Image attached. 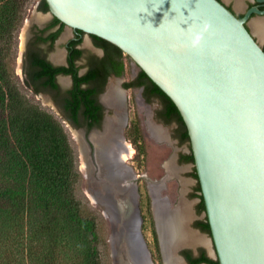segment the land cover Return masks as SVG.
Listing matches in <instances>:
<instances>
[{
  "label": "water",
  "instance_id": "water-1",
  "mask_svg": "<svg viewBox=\"0 0 264 264\" xmlns=\"http://www.w3.org/2000/svg\"><path fill=\"white\" fill-rule=\"evenodd\" d=\"M45 1L49 17L122 50L178 108L219 264H264V49L247 27L264 11L239 18L219 0Z\"/></svg>",
  "mask_w": 264,
  "mask_h": 264
},
{
  "label": "trees",
  "instance_id": "trees-1",
  "mask_svg": "<svg viewBox=\"0 0 264 264\" xmlns=\"http://www.w3.org/2000/svg\"><path fill=\"white\" fill-rule=\"evenodd\" d=\"M31 1L0 0V264H109L101 228L103 215L91 209L82 193L83 175L72 139L58 118L35 98L28 97L26 91L34 97L47 89L57 91L60 88L56 76H72V89L56 105L71 124L81 126L87 121L92 128L102 118L97 96L104 91L108 77L124 74L126 55L110 42L91 36L105 54L101 58L92 56L87 73L79 76L76 62L90 52L79 48L85 33L76 31L67 67H55L43 50L29 48L23 62L24 81L20 80L16 73L20 33ZM38 8L49 12L45 0ZM53 25L60 26L50 37L55 40L65 24L54 18ZM142 86L144 97L159 98L166 117L179 124L182 140L190 141L176 105L139 68L137 78L125 88ZM186 160L194 163L193 153ZM192 176L198 180L196 169ZM198 191L201 192L200 184ZM200 199L199 211L206 212L202 195ZM151 205L148 198L161 259ZM198 226L211 236L207 217ZM198 263L219 261L203 257Z\"/></svg>",
  "mask_w": 264,
  "mask_h": 264
},
{
  "label": "rangeland",
  "instance_id": "rangeland-1",
  "mask_svg": "<svg viewBox=\"0 0 264 264\" xmlns=\"http://www.w3.org/2000/svg\"><path fill=\"white\" fill-rule=\"evenodd\" d=\"M40 0H32L30 11L28 13V17L24 23V26L20 33V45H19V52H18V60H17V67L16 73L22 80L21 76V62L24 53V47L27 43L28 38L30 37L31 29L34 25H43L46 20L50 17L48 14L44 15L42 13L37 12V6ZM68 29L66 30L65 34L67 33ZM70 32V29H69ZM67 38V36H65ZM258 39V38H257ZM262 45H264V41L258 39ZM63 43H58V51L55 55H61L63 53ZM83 49H86L90 53H94L97 55H102L98 49H96L91 41V38L85 36L84 42L81 45ZM54 55V56H55ZM85 61L80 62V65L83 66ZM125 64V71L124 74L120 79L111 78L109 83V92L110 89L115 85H120L123 88V95H124V102L122 106H125L117 110L114 107H109L108 109V119L109 120H116L122 114H126L123 116V119L126 120V124L128 122V130L126 133L127 139L126 142L130 148V157L124 162L129 167L134 168L135 173L141 175L142 180L139 185V196H141V208L144 213L145 223L143 226V235L147 242L148 248L152 250L153 260L155 264H161L159 262V254L157 252L155 236L153 234V228L151 225L152 217L149 214L148 207H147V200L148 198L151 200L153 207V211L155 212V216L157 218V206H160V211H164V207L168 210V206L172 205L175 208L176 204H178L177 195L180 193V190L186 191L183 193L184 198L186 199V206L190 210H192V205L198 202V199L194 197V186L191 185H182L177 180L176 173L175 177L171 175L169 178H165L166 170L165 165L169 171L174 169L172 162L175 161V157L180 149L189 152L188 145L183 147L176 144L177 142H172L166 140H162V138H157L153 132L151 131L153 125L152 116L158 110L159 106L156 101L146 102L143 97V92L140 88L135 89H127L125 88V84L131 83L138 75L139 68L137 65L128 57L125 56L124 58ZM85 70V69H83ZM64 83L67 81L63 79ZM123 85V86H122ZM26 94L30 98H35V101L38 102L44 109L52 113L58 120L63 124L64 128L66 129L68 135L72 139L73 145L78 153L79 162H80V170L83 175V184H82V193L85 195L87 200L90 203L91 209L96 213L103 215L101 228L104 239L107 241V260H109V264H131V258L128 257L131 254L135 255V250L141 249L144 255H147L145 247L143 246L140 236L141 232V222L139 221L138 225L135 226V229L132 230L129 240V246L126 244H122L120 242V234L122 232L121 224L118 223L120 218L117 214L118 207H122L121 204L115 203V199L119 202L123 203V199H125L124 194H117L111 193V186L110 182H107L103 179L104 174V167L101 166L100 163L96 160L93 154V145L89 142V145L86 147L79 141L80 137L78 136L79 133L73 129L71 124L65 120L60 109L52 103V100L47 96H36L34 97L32 93L26 91ZM109 93L106 95L108 97ZM121 106V107H122ZM120 107V106H119ZM119 111V112H118ZM173 127V126H172ZM169 127L165 129V133L173 131V128ZM125 128V127H124ZM77 134H76V133ZM98 133V132H96ZM174 158V161H173ZM172 160V161H170ZM167 163V164H166ZM174 164H176L174 162ZM187 167V168H186ZM171 168V169H170ZM181 168L187 169V174H183V178L186 181L190 180L191 178L194 180L196 185V178L192 177L193 167L191 165L184 166L182 165ZM190 173V174H189ZM134 174V173H133ZM191 175V176H190ZM179 177V175L177 174ZM182 176V175H180ZM135 182V178H134ZM192 183V182H191ZM107 186H104V185ZM136 184V183H135ZM109 186V187H108ZM136 187V186H135ZM193 190V196L189 197L186 193ZM181 191V192H182ZM192 193V192H191ZM113 195V196H112ZM115 199H114V198ZM104 201H109V205L112 204L111 210L114 211V215L111 213V210L104 204ZM139 201V199H138ZM177 201V202H176ZM157 202V203H156ZM189 205H188V204ZM156 205V206H155ZM162 205V206H161ZM179 205V204H178ZM139 209V208H138ZM151 209V211H152ZM139 214V213H138ZM191 215V214H190ZM140 216V214H139ZM199 218H205V212L199 216ZM117 221L116 223L114 222ZM192 217L188 218L187 222L185 223L184 227V235L185 237L189 238L191 235L190 233V226L192 223ZM193 232V231H192ZM197 233V232H196ZM211 241V236L205 235ZM132 239V240H131ZM182 241V240H181ZM178 242L176 246H174L172 251V256H176L177 252L181 249L183 242ZM180 248V249H179ZM212 244V249H213ZM128 256H127V252ZM148 257V256H147ZM216 259L215 255L213 256ZM148 263V262H147ZM149 264V263H148Z\"/></svg>",
  "mask_w": 264,
  "mask_h": 264
},
{
  "label": "flooded vegetation",
  "instance_id": "flooded-vegetation-1",
  "mask_svg": "<svg viewBox=\"0 0 264 264\" xmlns=\"http://www.w3.org/2000/svg\"><path fill=\"white\" fill-rule=\"evenodd\" d=\"M219 1L222 2L225 6H227L230 10H232L239 18H243L250 9L255 8V7H257L259 10L264 11V0H262V1H259V0H240L239 4L244 9V12H238L236 10V5H237L238 0H229V1L219 0ZM39 5H40V2L37 6V12L38 13L40 12L44 15L49 13V12L44 13L41 10H39V8H38ZM257 16H264V15L253 14L249 18V20L247 21V27L249 28L250 31H251V29L249 27V21L252 20L253 18L257 17ZM53 23H54V18L50 17L48 20H46V22L43 25L37 24V25H34L32 27L30 37L27 40L26 49L23 53V58H22V62H21V76H22L21 79H22V81H24V72H23L24 56L27 53L29 48L30 49H41V50H43V52L46 55L47 60L51 64H53L55 67H67L68 66L69 47H70L71 42L77 39L76 38V31H73L72 29H70V32H69V28L65 26L63 32L59 35V37L55 40H52V39H50L51 35L56 33L60 29L59 25L54 26ZM67 29H68V31L65 34ZM65 36H67V38H65ZM85 36H86V34L82 36L81 45L84 42ZM90 38H91V36H90ZM91 41H92L94 47L96 49H98L100 52H102V55H97V54H94L92 52L90 54L89 53L84 54L83 57L76 62V66L79 68V76H83L84 74L87 73V71L89 69V64L94 60V57H92V56H96V57L101 58L105 54V50L101 47H97L92 38H91ZM59 42H64L63 43V53H62L60 60H56V57L58 55H55V54H57V51H58L57 46H58ZM81 45L79 46V48L83 49L81 47ZM84 50H86V49H84ZM82 61H85L83 66L80 65V62H82ZM83 69H85V70H83ZM121 77L122 76H110V77H108L107 84L105 86L104 91L99 93L97 96V102L102 107V118H101V122L99 124H95L92 128H89L87 121H83L84 125L75 126L74 124H71L68 120H66L71 124L73 129L76 130L77 132H81V131L86 132V137L88 138V141L93 145V151L92 152L94 154V157L96 158L98 163H100L101 166L104 167L103 179H105V177L107 176L108 173H109L108 174L109 176H112L111 166L109 165L110 163L106 164V163H104V161L100 160V158L98 156V147L96 144H94L95 142L90 141L89 138L92 135H94L96 137L98 135L104 134L105 132H107L106 130H107L108 126L111 125L112 123H114L115 119L109 120L108 116H107L108 115L107 111H108L109 107H114L117 110H119L120 108L123 109V107H125V106H122V103L124 102V100H122L120 107H119V105L116 106L114 104L109 103L106 100L107 99L106 95L108 93H110L109 92L110 79L111 78L120 79ZM56 79H57V83L59 85L60 90L54 91L52 89H47V92L40 93L38 95V96L41 95V96L49 97L52 100V103H54L55 105H56V102H60L66 97L67 92L72 89L73 84H74L72 76H69V75L59 74L56 76ZM63 79H65L67 82L64 83V81H62ZM113 87H117V88L121 89L122 92L124 91L123 88L119 84L115 85ZM113 87L110 89V91L113 89ZM135 88L136 87H130L127 89H135ZM140 89L142 90L143 97H144L145 86L140 87ZM150 93L151 92L148 91V95H150ZM123 99H124V95H123ZM144 100L146 102L156 101L158 106H159L158 110L152 116L153 125H151L152 126L151 129H153V128L154 129L155 128L160 129L161 132H163L161 138H162V140H166V142L171 140L174 143L177 142L176 144H178L181 147H183L185 145H188V147H189V152L182 150V149H180L178 151L177 156H176V160L174 161L176 164H174V162H172L174 169H171V171H169L165 165V170H166L165 178L166 177L169 178V177H171V175H173L174 173L177 172L179 177L177 176V174H176V177H177V180H179V183L182 185H184V184L185 185L189 184V186L193 185L194 186V193H195L194 197L196 199H198V202L191 206L192 207V210H190L191 215L189 213H187V211L185 210V207H184V205L186 204V199L184 198L183 193H185L187 190L186 191L180 190V193L177 195L176 200L178 201L179 205L176 204L175 208H173L172 205L168 206V213H169L168 218L170 219L172 227H174V230L178 232L177 235H175L177 241L174 243V246L176 243H178V241L180 242L184 238V230L182 229L183 227L179 222V216H178V212L176 210H178L181 213H184L188 216L190 215L189 218L192 217L193 220H192V223H191L189 230H191L193 232H197L198 234L203 235V236L208 235L207 233L203 232L201 230V228H198L199 227L198 223L201 221H204L205 218L207 217L206 212H205V218L204 219L199 218V216H201L204 213V212L199 211V205L201 203L200 195H202L201 192L198 191L199 181L196 179L197 182L195 185L194 180L191 178L190 183H186V179L183 178V174H187V169H186L187 167L181 168L182 165H184V166L191 165L193 167V170H195L193 163H190L186 160V157L191 155V153H192L190 141L185 142L182 140V131L180 130L179 124L176 121L170 120L169 118L166 117V114L163 111L164 110L163 104L159 98H152L151 100H147L144 97ZM60 112H61V110H60ZM123 116H126V114H122L120 117H118L119 121H120L118 131H119V137L123 139L122 142L127 144L125 139H127L126 133L128 130V122H127L125 128L123 129V123L125 121V119H123ZM126 118H127V116H126ZM169 127H172L173 131H172V133L168 132V135H167V133H165V129H168ZM96 132H98V133H96ZM110 136H111V134H110ZM123 151L120 153V156H119L120 167H122L126 171L127 174L125 175V177L127 175H129L128 170H130V172L133 176V185L134 186L132 185V187L134 188L136 186L135 187L136 188V194H134L133 191L131 190L130 185H128V184L124 185L123 184V194L124 195L126 194L125 199H123V220L125 221V222L123 221V230L127 234L125 237V244L129 246V240H130L129 234L132 230L135 229V226H137L139 221H140L141 222L142 237H143V239L146 243L147 249L150 253L151 263L155 264L154 260H153L152 250H150L148 248L147 242H146L145 237L143 235V226L145 223V217H144L145 215H144L143 210L141 208V196H139V185H138L143 180H142L141 175L135 173L134 168L129 167L126 164H124V162L127 159L122 157ZM170 161H172V160H170ZM193 173H194V171H193ZM180 175H182V176H180ZM173 176L175 177V175H173ZM134 178H135V182H134ZM120 193H122V192H120ZM187 194L189 197H192L193 196V190L191 189V191L190 192L188 191L186 193V195ZM194 197H192V198H194ZM138 199H139V201H138ZM188 212H189V210H188ZM138 213L140 214V216ZM152 214H153V218H154V222H155V229H156V232L158 235V241H159V247H160L161 259L159 258V262H161V264H169L167 256H166L165 241H164V239H162V234H160L161 231H160L158 219L156 218L155 212L153 211V209H152ZM177 237H178V239H177ZM190 239H188V241H190ZM162 241H163L164 245H162ZM174 246H173V248H174ZM173 248H172V251H173ZM128 253H129V251L127 252V256H128ZM144 256H145L144 259L146 260V263L147 262L149 263L147 255H144ZM128 257L131 258L132 264H136L135 263L136 260H137V262H141V260L138 258V256H136V255L133 256L131 253ZM203 257H209L211 259H214L211 256V254L208 250V247H206L205 245H200V244L192 245V244H187V243L185 244L184 243V245H182L181 249L177 252V255L174 256L173 258L178 262V264H196V262L198 260L202 259ZM133 259H135V260H133ZM214 260H216V259H214ZM198 264H207V263H198Z\"/></svg>",
  "mask_w": 264,
  "mask_h": 264
},
{
  "label": "bare ground",
  "instance_id": "bare-ground-1",
  "mask_svg": "<svg viewBox=\"0 0 264 264\" xmlns=\"http://www.w3.org/2000/svg\"><path fill=\"white\" fill-rule=\"evenodd\" d=\"M256 30L259 34L264 33V22L257 23ZM24 49H25V47H24ZM60 58H61V55H58L56 57V60H60ZM123 93L124 92H122L121 89H119L117 87H113V89L110 91L106 100L111 104H114L116 106H118V105L120 106L121 102L123 100ZM119 122H120L119 118H117L114 121V123H112V124L110 123L111 125L108 126V128L106 130L107 132H105L104 134L98 135L96 137L94 135H92V141H94L95 142L94 144H96L98 147V156H99L100 160L104 161V163H106V164L110 163L109 165L111 166L112 176H109L108 175L109 173H108L107 174L108 177L106 176L108 179L105 177L104 180L109 181L112 184H114V188H116V192L118 191V192L123 193V184L126 185V183H127L126 181L129 179V175H127L125 177V175L127 173L122 167H120L119 156H120V153L125 149L123 151L124 156L122 155V157L125 159H128L130 157V148L126 143L122 142L123 139L119 137V131H118ZM125 126H126V120L123 123V129ZM152 132L157 138L162 137L163 132H161L160 129H158V128L154 129L153 128ZM78 133H79L78 136L81 137L80 132H78ZM110 134H111V136H110ZM114 191H115V189H114ZM114 191L112 190L111 193H114ZM108 203H109V201H104V204L111 210L112 204L109 205ZM115 203H116V199H115ZM157 207H158L157 208L158 212L156 211L157 219H158V223H159V227H160V231H161L160 234H162V239H164V241H165V249H166V256L168 259V263L169 264H178V262L172 256V248L174 246V243L177 241L175 235H177L178 232L174 230V227H172L171 221L168 218V216H169L168 210H166V208L164 207V209H162L164 211L162 212V211H160V206L158 205ZM111 213L114 215L115 212L111 210ZM116 215H118L120 218V221L118 223L121 224V228H122V232L120 234L121 235L120 236V242L122 244H125V237L127 234L123 230V221H124L123 220V207H118ZM114 222L116 223L117 221L114 220ZM131 233H132V231L130 232V234ZM177 239H178V237H177ZM203 239H197V237H196V239L194 240L193 237L191 238L192 241H196L197 243H206L205 240H203ZM207 242H208V239H207ZM208 244H209V242H208ZM162 245H164L163 241H162ZM135 255L138 256V258L141 260V262H137V260H136L135 261L136 264H147L146 260L144 259V257H145L144 253L142 252V250L140 248L139 249L136 248ZM133 260H135V259H133Z\"/></svg>",
  "mask_w": 264,
  "mask_h": 264
},
{
  "label": "crops",
  "instance_id": "crops-1",
  "mask_svg": "<svg viewBox=\"0 0 264 264\" xmlns=\"http://www.w3.org/2000/svg\"><path fill=\"white\" fill-rule=\"evenodd\" d=\"M227 1H229V0H227ZM240 0H238L237 1V5H236V10L238 11V12H244V9L240 6ZM259 22H264V16H257V17H255V18H253L252 20H250L249 21V27H250V29H251V33L254 35V37L257 39H260V40H262V41H264V33H261V34H259L258 32H257V30H256V25H257V23H259ZM257 39V41L261 44V42L259 41ZM262 45V44H261ZM262 46H264V45H262ZM176 158V157H175ZM176 160V159H175ZM173 161H174V158H173ZM186 183H190V180H188V181H186ZM184 207H185V210L187 211V213H188V210H189V208H188V206H186V205H184ZM177 212H178V216H179V222H180V224L182 225V229L184 230V227H185V223L187 222V220H188V218L190 217V215L188 216V215H186V214H184V213H181L180 211H178V210H176ZM190 236H189V238H187V237H185V235H184V238H183V240H182V242H184L185 244L187 243V244H192V245H196V244H200V245H205L206 247H208V250H209V252H210V254H211V256L213 257V255H212V253H213V249H212V243L210 242V240L208 239V238H206V236H203V235H200V234H198V233H196V232H192L191 230H190ZM194 238V240L196 239V237H197V239H203V240H205V242L206 243H197L196 241H192L190 238ZM206 238V239H205ZM188 239H190V241H188ZM207 239H208V242H209V244H208V242H207ZM208 244V245H207ZM184 245V244H183Z\"/></svg>",
  "mask_w": 264,
  "mask_h": 264
}]
</instances>
